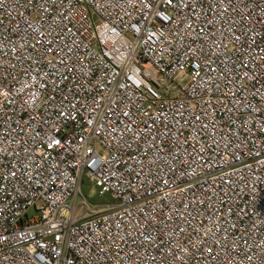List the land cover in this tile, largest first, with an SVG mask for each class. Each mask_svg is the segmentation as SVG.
<instances>
[{
  "label": "built area",
  "instance_id": "1",
  "mask_svg": "<svg viewBox=\"0 0 264 264\" xmlns=\"http://www.w3.org/2000/svg\"><path fill=\"white\" fill-rule=\"evenodd\" d=\"M0 264H264V0H0Z\"/></svg>",
  "mask_w": 264,
  "mask_h": 264
},
{
  "label": "rangeland",
  "instance_id": "2",
  "mask_svg": "<svg viewBox=\"0 0 264 264\" xmlns=\"http://www.w3.org/2000/svg\"><path fill=\"white\" fill-rule=\"evenodd\" d=\"M175 82L180 86H183L186 83L184 77H177ZM80 191L91 203L96 205L114 202L109 195L100 196L98 193V188L86 180L82 182Z\"/></svg>",
  "mask_w": 264,
  "mask_h": 264
}]
</instances>
